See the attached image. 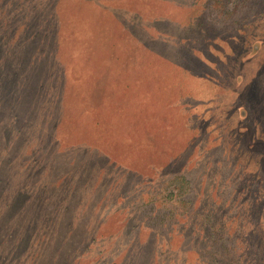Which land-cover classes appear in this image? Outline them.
Listing matches in <instances>:
<instances>
[{"label": "rangeland", "instance_id": "1", "mask_svg": "<svg viewBox=\"0 0 264 264\" xmlns=\"http://www.w3.org/2000/svg\"><path fill=\"white\" fill-rule=\"evenodd\" d=\"M0 264H264V0H0Z\"/></svg>", "mask_w": 264, "mask_h": 264}, {"label": "trees", "instance_id": "2", "mask_svg": "<svg viewBox=\"0 0 264 264\" xmlns=\"http://www.w3.org/2000/svg\"><path fill=\"white\" fill-rule=\"evenodd\" d=\"M189 182V181H188Z\"/></svg>", "mask_w": 264, "mask_h": 264}]
</instances>
